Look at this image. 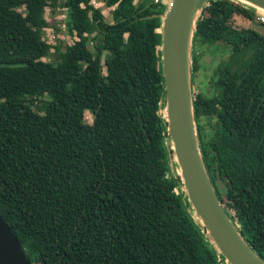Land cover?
<instances>
[{
  "label": "trees",
  "instance_id": "trees-1",
  "mask_svg": "<svg viewBox=\"0 0 264 264\" xmlns=\"http://www.w3.org/2000/svg\"><path fill=\"white\" fill-rule=\"evenodd\" d=\"M101 1L110 22L90 0H61L72 42L45 62L48 0H0V217L29 264H227L194 222L168 153L158 50L167 5ZM254 11L208 0L189 76L203 45L227 48L213 95L192 96L195 137L224 211L264 263V23L262 33L230 24Z\"/></svg>",
  "mask_w": 264,
  "mask_h": 264
},
{
  "label": "water",
  "instance_id": "water-1",
  "mask_svg": "<svg viewBox=\"0 0 264 264\" xmlns=\"http://www.w3.org/2000/svg\"><path fill=\"white\" fill-rule=\"evenodd\" d=\"M159 29L161 76L165 108L164 126L170 139V159L176 163L180 183L209 243L227 264H264L240 237L218 200L203 167L192 116L189 47L195 21L208 0H169ZM263 12L264 0H232ZM0 264H29L16 237L0 217Z\"/></svg>",
  "mask_w": 264,
  "mask_h": 264
},
{
  "label": "rangeland",
  "instance_id": "rangeland-1",
  "mask_svg": "<svg viewBox=\"0 0 264 264\" xmlns=\"http://www.w3.org/2000/svg\"><path fill=\"white\" fill-rule=\"evenodd\" d=\"M234 2L245 5V3L240 1ZM90 4L99 9L104 21L110 22L109 10L111 8H105L101 0H90ZM165 5L167 4L165 3ZM22 10V6L17 8L18 12H22ZM43 17L46 26L42 31V39L50 46V50L49 54L45 58H42V61H54V49L57 48L62 51L64 46L69 45L72 42V38H70L65 29V9L61 6V0L56 1L54 4L51 3V0H48L47 6L44 9ZM258 17L264 19V12L254 11V19L252 21H249L240 15H233L230 24L237 29L252 28L257 32L262 33L263 28L256 21L258 20ZM227 51V48L221 46V44H205L202 46L201 50L198 52V69L192 76V96L194 94H201L205 98H210L213 95L214 89L211 81L212 73L216 66L224 60ZM107 56H109V53L104 51L101 58L103 59ZM38 105L39 103L34 101L31 109H36ZM39 113L41 112L39 111ZM83 119L85 123H91V116L88 112H84ZM217 187L233 189L234 184L232 182L224 184L223 181H218Z\"/></svg>",
  "mask_w": 264,
  "mask_h": 264
},
{
  "label": "built area",
  "instance_id": "built-area-1",
  "mask_svg": "<svg viewBox=\"0 0 264 264\" xmlns=\"http://www.w3.org/2000/svg\"><path fill=\"white\" fill-rule=\"evenodd\" d=\"M152 2H153L154 4H165V3H167V2H163V3H162V0H152ZM257 19H258V21H259L260 23H264V19H263L262 17H258Z\"/></svg>",
  "mask_w": 264,
  "mask_h": 264
},
{
  "label": "bare ground",
  "instance_id": "bare-ground-1",
  "mask_svg": "<svg viewBox=\"0 0 264 264\" xmlns=\"http://www.w3.org/2000/svg\"><path fill=\"white\" fill-rule=\"evenodd\" d=\"M163 2H167L166 4L168 5V3L170 2L169 0H162V3ZM161 5V4H160ZM162 5H165V4H162ZM261 10L264 12V8H261ZM161 108H162V113H163V115L165 116V108H164V105H162L161 106ZM165 118H166V116H165ZM165 120V119H164Z\"/></svg>",
  "mask_w": 264,
  "mask_h": 264
}]
</instances>
